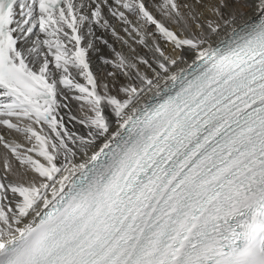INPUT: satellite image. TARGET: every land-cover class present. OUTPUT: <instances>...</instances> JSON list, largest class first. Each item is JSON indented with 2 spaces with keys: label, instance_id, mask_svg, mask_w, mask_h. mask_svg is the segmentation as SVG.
<instances>
[{
  "label": "snow or ice",
  "instance_id": "obj_1",
  "mask_svg": "<svg viewBox=\"0 0 264 264\" xmlns=\"http://www.w3.org/2000/svg\"><path fill=\"white\" fill-rule=\"evenodd\" d=\"M0 149V264H264V0H0Z\"/></svg>",
  "mask_w": 264,
  "mask_h": 264
},
{
  "label": "bare ground",
  "instance_id": "obj_2",
  "mask_svg": "<svg viewBox=\"0 0 264 264\" xmlns=\"http://www.w3.org/2000/svg\"><path fill=\"white\" fill-rule=\"evenodd\" d=\"M117 47H119V46H117ZM137 50H138V51H143V49L140 48L139 46H137ZM0 151H2V149H0Z\"/></svg>",
  "mask_w": 264,
  "mask_h": 264
}]
</instances>
